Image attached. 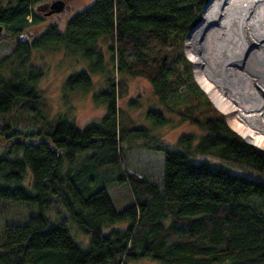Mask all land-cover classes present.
<instances>
[{"label":"trees","instance_id":"obj_1","mask_svg":"<svg viewBox=\"0 0 264 264\" xmlns=\"http://www.w3.org/2000/svg\"><path fill=\"white\" fill-rule=\"evenodd\" d=\"M35 1L43 0H0V25L16 44L0 62V203L35 207L23 222H4L0 264H127L134 257L160 264H264V149L227 125L184 56V39L208 0H96L63 31L49 25L31 40L20 39L25 26L39 22ZM101 35L111 40L110 69L96 46ZM151 44L158 51L149 56ZM56 46L81 53L91 72L103 73L105 85L93 98L105 104V115L81 128L61 116L23 133L15 127V111L32 109L43 98L38 81L44 71L32 63V53ZM131 50L135 57L127 60ZM122 73L145 77L163 104L177 85H185L188 102L181 115L204 130L157 147L165 155L160 185L131 172L111 177L121 169L117 139L129 136L153 148L148 128H117L124 81L116 74ZM64 84L67 91H89L93 82L79 69ZM146 111L153 128L169 122L162 111ZM93 149L77 167L76 156ZM102 168L104 177L98 175ZM109 182L130 186L124 209L115 208ZM119 221L128 225L106 232ZM72 224L88 234L86 249L74 242Z\"/></svg>","mask_w":264,"mask_h":264},{"label":"rangeland","instance_id":"obj_2","mask_svg":"<svg viewBox=\"0 0 264 264\" xmlns=\"http://www.w3.org/2000/svg\"><path fill=\"white\" fill-rule=\"evenodd\" d=\"M6 1V0H5ZM67 4L70 5L69 8H66L65 12H58L52 16L45 15L44 11L40 9L45 3L43 1H35L32 5V9L38 12L39 22L27 25L24 27L23 34L20 39H33L35 35L39 33L42 34L46 28L50 26H56L58 30L63 31L65 29L66 23L69 22V19L73 18L76 12L83 10L88 4H92L96 0H66ZM209 1V0H208ZM207 4V2H206ZM204 9V8H203ZM203 12V10H201ZM202 12L200 16L202 17ZM201 21V19H199ZM30 21V20H28ZM198 21V22H200ZM3 37H0V62L4 60L8 55L13 52L15 40L13 36L8 34L6 30L3 31ZM190 34V33H188ZM184 39V46L186 45L187 38ZM96 46L103 50L104 60L108 62V68L111 67L110 55L108 50L109 44L111 42L106 36H99L97 39ZM186 46L184 49V56L187 57ZM158 51L156 45L151 44L148 47L147 55L152 56V54ZM32 63L41 66V69L44 71V75L40 77L38 85H40V91L43 95V98L35 106H30L28 110L23 108L17 109L15 111V117L18 118L15 122L16 129H19L23 133L29 134L31 132L38 131L43 120H53L61 116H65L68 120H73L77 126L80 128L96 121L99 123L102 119V116L105 114V104L95 102L93 96L94 92L104 87L105 76L103 73H95L89 70V63L83 60L81 53L72 54V52H66L65 49L61 46L48 47L46 49H36L33 53ZM135 57V53L131 50L126 54L127 60H131ZM189 59V57H187ZM189 62L193 65L192 74L195 79V82L201 88L197 77L195 74L194 63L189 59ZM83 69L88 72L93 84L89 91L84 90H69L67 91L64 87V81L69 74L72 72L75 73ZM118 81H124L123 92L118 95L117 102L120 110V115L117 116V128L119 131H125L128 127H139V128H148L150 132V141L147 143L151 144L153 148L148 147L145 144L144 140L140 139H131L125 137L124 140H116V152L119 155V161L121 169L118 171L115 169L114 174L111 177L115 178L118 174H123L126 176L129 172L134 175L142 176L143 179L152 180V182L157 185L162 184L163 167L164 163V153L161 149L167 148V146L177 145V139L180 135H192L198 137L204 134V130L193 124L192 120L188 117L181 115L184 105L188 102L186 96L185 85H177L175 90L168 95V102L163 104L158 96L155 94V91L152 88L151 82L148 81L145 77H139L137 75H128L126 73L116 74ZM119 89L120 90V86ZM205 93L206 97L210 98L206 94L205 90L201 88ZM212 107L219 110L223 115V118L226 119L227 125L228 120L226 115L222 112L220 108L214 104L212 98H210ZM200 105H203V102L200 101ZM147 109L159 110L164 113V116L167 117L169 121L166 125L162 127H152V124L146 119ZM23 114V118H19V114ZM205 115V113H203ZM203 117V115L201 114ZM235 130V128H232ZM127 132V131H126ZM235 133L241 136L239 132L235 130ZM243 137V136H242ZM155 141V142H154ZM248 141V140H247ZM250 144L257 146L255 143L249 141ZM160 147V148H157ZM96 149L86 150L83 153L79 154L77 160H75V165L78 167L83 164V162L90 160L92 155L96 153ZM0 153H3V149L0 146ZM105 157V156H104ZM108 158V156H106ZM207 159L212 161L213 164L221 166L220 161L210 156ZM202 160V157L193 159L194 162H199ZM90 167V164H88ZM237 171V170H233ZM121 172V173H120ZM106 174V168L98 170V175L104 177ZM98 177V176H97ZM107 179V177H106ZM110 179V178H109ZM110 183V182H109ZM108 187V192L110 193L111 198L113 199V204L117 209H124L127 203L131 200L130 186L128 183H117L111 182ZM0 230L4 226V222L17 220V222H23L26 215H29L35 211V207H28L26 204H16L11 203L8 205L1 206L0 203ZM128 225L127 222L119 221L114 225H110L106 232L109 229H118L125 228ZM71 236L74 242H78L82 249H86L89 241L88 234H84L80 231L74 224H72ZM125 264V263H124ZM127 264H160L157 260L147 259L145 257L141 258H131L127 261Z\"/></svg>","mask_w":264,"mask_h":264},{"label":"bare ground","instance_id":"obj_3","mask_svg":"<svg viewBox=\"0 0 264 264\" xmlns=\"http://www.w3.org/2000/svg\"><path fill=\"white\" fill-rule=\"evenodd\" d=\"M185 46L228 124L264 148V0H209Z\"/></svg>","mask_w":264,"mask_h":264},{"label":"water","instance_id":"obj_4","mask_svg":"<svg viewBox=\"0 0 264 264\" xmlns=\"http://www.w3.org/2000/svg\"><path fill=\"white\" fill-rule=\"evenodd\" d=\"M65 2H66L65 0H53L50 3L48 2L47 6L49 7V14H52L55 12H60V13L64 12L65 11L64 10ZM3 26H4L3 24L0 25V37L2 36ZM241 136H243V135H241ZM243 138H245V137L243 136ZM246 142L249 143V141H247V139H246Z\"/></svg>","mask_w":264,"mask_h":264},{"label":"flooded vegetation","instance_id":"obj_5","mask_svg":"<svg viewBox=\"0 0 264 264\" xmlns=\"http://www.w3.org/2000/svg\"><path fill=\"white\" fill-rule=\"evenodd\" d=\"M53 0H45V3L43 4V6L42 7H40V9L42 10V11H44L45 13V15H49V16H52V15H54L55 13H56V15H59L58 14V12H55V13H52V14H49V7L47 6V3L49 2H52ZM66 1V0H65ZM70 7V5L69 4H67V1L65 2V8H64V10L66 9V8H69ZM71 8V7H70ZM66 11V10H65ZM64 11V12H65ZM5 30V27L3 26V31ZM3 31H2V36L1 37H3Z\"/></svg>","mask_w":264,"mask_h":264}]
</instances>
